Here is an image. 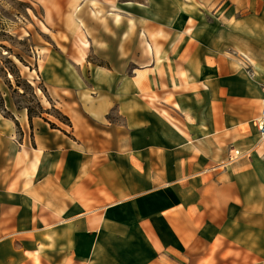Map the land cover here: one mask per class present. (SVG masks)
Segmentation results:
<instances>
[{
	"label": "crops",
	"instance_id": "0c3cea01",
	"mask_svg": "<svg viewBox=\"0 0 264 264\" xmlns=\"http://www.w3.org/2000/svg\"><path fill=\"white\" fill-rule=\"evenodd\" d=\"M114 1L0 110V264H264V0Z\"/></svg>",
	"mask_w": 264,
	"mask_h": 264
},
{
	"label": "rangeland",
	"instance_id": "374dc122",
	"mask_svg": "<svg viewBox=\"0 0 264 264\" xmlns=\"http://www.w3.org/2000/svg\"><path fill=\"white\" fill-rule=\"evenodd\" d=\"M111 2L116 4L114 0H0V110L12 115V110L25 109L30 116L48 113L62 118L49 101L39 67L57 42L73 43L82 57L93 26Z\"/></svg>",
	"mask_w": 264,
	"mask_h": 264
},
{
	"label": "built area",
	"instance_id": "2783aa9c",
	"mask_svg": "<svg viewBox=\"0 0 264 264\" xmlns=\"http://www.w3.org/2000/svg\"><path fill=\"white\" fill-rule=\"evenodd\" d=\"M254 124L256 125L260 133L259 143L264 146V81L262 83L261 110L259 116L255 119Z\"/></svg>",
	"mask_w": 264,
	"mask_h": 264
},
{
	"label": "bare ground",
	"instance_id": "6f19581e",
	"mask_svg": "<svg viewBox=\"0 0 264 264\" xmlns=\"http://www.w3.org/2000/svg\"><path fill=\"white\" fill-rule=\"evenodd\" d=\"M47 100V99H46Z\"/></svg>",
	"mask_w": 264,
	"mask_h": 264
}]
</instances>
